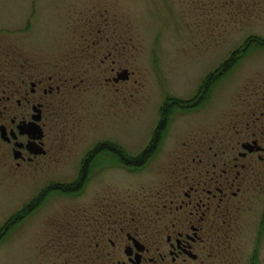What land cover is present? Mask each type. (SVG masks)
<instances>
[{"label":"flooded vegetation","instance_id":"obj_1","mask_svg":"<svg viewBox=\"0 0 264 264\" xmlns=\"http://www.w3.org/2000/svg\"><path fill=\"white\" fill-rule=\"evenodd\" d=\"M38 1L30 0L32 13L9 40L12 48L6 43L1 48L0 41V161L32 181L11 188L10 193L23 194L0 226L8 223L12 264H264V78L251 81L215 128L182 142L166 183L95 199L91 175L127 169L128 157L139 158L159 144L163 119L166 124L176 103L203 108L208 85L222 78L235 52L202 77L191 97H165L148 142L136 155L121 140L105 135L88 145L77 139L82 146L74 150L65 124L61 126L72 92L92 83L89 73L96 75L105 48L104 85L115 97L111 102L106 98L108 112L118 102L126 104L127 85L135 75L123 60L128 41L120 37L106 47L99 39L101 27L87 31L82 54L62 57L61 65L49 72L9 44L33 34ZM237 51L244 55L246 49ZM63 169L76 177L56 180L52 172ZM45 172L48 178L41 177ZM38 178L44 181L33 182ZM66 199L73 204L64 208L60 201Z\"/></svg>","mask_w":264,"mask_h":264},{"label":"rangeland","instance_id":"obj_2","mask_svg":"<svg viewBox=\"0 0 264 264\" xmlns=\"http://www.w3.org/2000/svg\"><path fill=\"white\" fill-rule=\"evenodd\" d=\"M31 3L0 0L1 48L5 43L7 49L12 48L7 46L8 42L32 13ZM35 12L33 34L18 36L17 42L9 44L35 58L36 63L45 64L49 72L61 65L58 63L62 57L81 53L86 47L82 35L89 37L87 31L101 27L104 39L101 36L99 39L106 47L120 37L123 43L128 41L123 60L135 75L134 83L127 85L126 104L118 102L108 112L109 100L115 97L104 85L102 73L108 63L102 65L101 60L106 58L105 48L97 58L96 65L101 67L96 69V75L89 73L92 83L72 92L71 106L66 108L68 115L61 120V126L65 124L74 150L82 146L76 143L77 139L88 145L92 139L105 135L121 140L136 155L140 145L144 147L148 142L167 95L191 97L202 77L240 50L248 38H264V0H39ZM249 52L245 58L239 56L228 76L218 77L212 83L203 108L187 109L189 106L176 103L159 136L158 153L147 166L137 170L118 166L105 174L91 175L89 183L95 199L114 192L158 188L166 183V174L176 153L181 152L182 142L200 134L202 129L215 128L217 121L246 94L251 81L264 78V50L251 47ZM4 162L0 161V226L23 194V191L10 193L11 188L32 182L20 173H13ZM45 174L49 173L41 177L48 178ZM52 174L63 181L76 177L69 169ZM39 178L33 182L44 181ZM83 200L79 205L84 204ZM60 202L64 208L73 204L67 199ZM5 238L0 244V264H12L8 236Z\"/></svg>","mask_w":264,"mask_h":264},{"label":"trees","instance_id":"obj_3","mask_svg":"<svg viewBox=\"0 0 264 264\" xmlns=\"http://www.w3.org/2000/svg\"><path fill=\"white\" fill-rule=\"evenodd\" d=\"M251 47H253L254 49L264 50V38L258 37V36L250 37L244 42V44L241 46L240 50L246 49L245 52L248 53L249 49H251ZM250 52L248 54L242 55V56L240 55V52H238V51L235 52L232 55L227 67L224 69L225 71L222 72L221 77L224 76L225 74H228L232 70V64L237 59H239V56H240V58H245L246 56H248L250 54ZM210 86L211 85H208V87H207L209 90L212 89ZM207 98H209V95L207 96ZM164 125H165V119H163V123L161 125L160 131L163 129ZM157 144H158V141H156L154 143V147L152 149L149 148L139 158L128 157L127 158V166L131 167L132 170L143 169L151 161V159L149 157H150L151 153L154 151ZM7 224L8 223H6L5 226L0 229V244H2L5 241V239H6L5 236L7 237V233H8L7 228H6ZM1 233H4V234H1Z\"/></svg>","mask_w":264,"mask_h":264}]
</instances>
